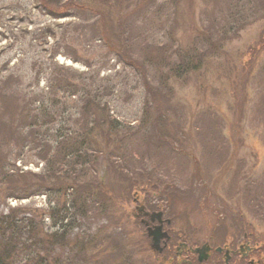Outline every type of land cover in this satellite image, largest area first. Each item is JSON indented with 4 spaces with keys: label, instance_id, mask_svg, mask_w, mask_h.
<instances>
[{
    "label": "rangeland",
    "instance_id": "obj_1",
    "mask_svg": "<svg viewBox=\"0 0 264 264\" xmlns=\"http://www.w3.org/2000/svg\"><path fill=\"white\" fill-rule=\"evenodd\" d=\"M208 1L0 0L2 248L19 242L30 260L28 250L48 247L44 236L58 238L68 224L70 251L55 248L45 264H161L140 224L161 209L175 241L250 233L262 249L251 256L262 259L264 2L259 16L218 36L209 26L216 18L217 29L228 28V9ZM216 37L199 70L177 69L180 54ZM58 76L97 92L115 118L89 126L77 164L58 163L53 136L82 131L85 120L72 113L83 92L57 93ZM44 108L55 121L33 126ZM8 219L14 230L5 233Z\"/></svg>",
    "mask_w": 264,
    "mask_h": 264
},
{
    "label": "trees",
    "instance_id": "obj_2",
    "mask_svg": "<svg viewBox=\"0 0 264 264\" xmlns=\"http://www.w3.org/2000/svg\"><path fill=\"white\" fill-rule=\"evenodd\" d=\"M259 1L260 0H209L207 6L212 4L215 9V7L218 8L221 5V3L224 2L228 9V13L226 14V16L223 19L221 18L222 23L223 21H226L228 28L224 25L222 28L217 29L215 27L217 20L216 18H213V22L209 26V29L211 28L210 31L212 32V29H213V34H217L218 36H221L224 33H226L228 29L232 30L233 27L237 25L238 23L244 24L250 21V19L252 20L253 16L256 18V15L259 16L258 6H262L260 5ZM261 2H264V0H262ZM202 35L203 34H201L200 36ZM219 38L220 37H216L215 39H211V40L210 38L204 39L200 42L199 46L194 47V45H191L189 47V51H190L189 54L187 55L180 54L181 56H178L179 63H178L177 69H181V72H194V71L199 70L200 66L203 63V57L205 56V53L208 50H211L210 53L215 50L214 45L216 43V40H218ZM109 49L113 52L112 55L116 57V54L118 53L114 52V49L112 47H109ZM58 53L61 56H63V54L60 53L59 50L57 54ZM126 64L131 65L132 68L136 72L141 70L140 67L136 66L135 63L131 60L126 62ZM56 70H62V69L56 68ZM173 70H174V67L170 68L171 72ZM60 76H65V75L61 73ZM60 76L55 78V80L59 81V89H57V93L61 92L63 95H65L68 98V97H75L78 92H83V95L81 96L82 97L81 100L85 102V104L83 103L82 107H80L77 111L72 113L79 117H82L85 120V122L82 124V127H81L82 131L80 133H76L74 131L73 136H67L65 132L63 133L65 129H60V130L58 129L55 131V135L53 136V139L57 140L56 144H57V148L59 149L58 150L57 148H55V151H57L56 156L58 157L57 158L58 163L63 164L66 160H68L71 157L72 158L71 162L74 161V163L77 164L76 158L79 157V152L82 149L81 142L79 140L86 142L88 136H89V139H90V136H92L91 133H92L93 128L89 126L90 125L98 126V121L101 119H104V121L106 120L110 122L111 124V121H109L108 119H115V118H110V116L107 114L108 107L105 102H102V100H97V99H95L94 101V95L97 92L92 91L90 90V88H87V87L84 89L83 87L74 86L68 79H64L63 77H60ZM68 86L69 87L72 86L73 90L68 89L67 88ZM35 101H37V99ZM53 102L55 104L59 103L58 100H53ZM67 110H68V107H67ZM68 112L70 111L68 110L66 113ZM63 113H64V110H63ZM72 114L69 113L66 116L68 118L66 117L64 118V116L62 115L63 118H61L60 121L63 123H66V122L69 123ZM37 120L39 121V123L43 122V123H46L47 125L55 121V119L53 120L47 114V112L45 111V108L42 110V114L33 115L31 119V124L33 126L36 125L39 128V123ZM112 124L116 126L117 128H120V131H122L123 128L121 127V124L118 121L113 120ZM46 133H48V131ZM110 139H113V138L110 137ZM101 160H105L107 162L108 157L105 156ZM50 163L51 161L48 164L51 167L49 173L50 175H53L54 178H56L57 175L55 173H58L56 171L57 168L54 170V165L56 164V162H53L52 164ZM48 165L46 166V168L48 167ZM66 165L70 167V164H66ZM64 173L66 177H70L71 170L68 169ZM106 181L107 179L102 181L101 185H103V183H106ZM47 214L48 216H51L50 213H47ZM48 218H51V217H48ZM13 221L14 219L13 220L8 219L6 222H1V224H4V226H6L5 233H8L9 231L14 230ZM26 221L27 222L25 223L26 224L25 226L29 228L34 227V225H36V223H34L31 220L26 219ZM57 228L59 230L62 229L58 233V236H59L58 238L56 237L57 232L52 233L50 235L46 234V236H44L47 239L49 238L51 239V241L48 243L49 244L48 247L41 249L40 245L36 244L33 247L34 250H28V253L35 251V254L30 260H29V257L25 254L26 251H22V249H19L17 247L19 242H15L13 244L11 242H7L6 244L7 248L5 247L2 248L0 246V249H1L0 250V264H25L23 263V258L25 257L28 260L27 263L30 262V264H45L46 261L53 262L54 257L50 258L51 251L54 250L55 248H59L60 251H70L68 249L69 247L66 246V243L68 244L72 243L68 240V231L70 229V226L68 224H64V225H58ZM23 255H25V257ZM57 257H62V261L64 260L62 255L60 256L57 254ZM54 263H58V261L55 260Z\"/></svg>",
    "mask_w": 264,
    "mask_h": 264
},
{
    "label": "flooded vegetation",
    "instance_id": "obj_3",
    "mask_svg": "<svg viewBox=\"0 0 264 264\" xmlns=\"http://www.w3.org/2000/svg\"><path fill=\"white\" fill-rule=\"evenodd\" d=\"M140 224L151 242V254L157 256L161 264H264V254L261 260L251 256L261 253L262 249L252 244L250 233L239 234L229 242L219 241L216 236L205 238L200 243H190L182 237L175 241L169 229L172 221L164 217L161 209L146 214L140 219ZM155 228H159L158 235L161 237L156 246L152 235H148V230L153 232Z\"/></svg>",
    "mask_w": 264,
    "mask_h": 264
},
{
    "label": "water",
    "instance_id": "obj_4",
    "mask_svg": "<svg viewBox=\"0 0 264 264\" xmlns=\"http://www.w3.org/2000/svg\"><path fill=\"white\" fill-rule=\"evenodd\" d=\"M158 230H159V228H155L153 232H149L150 230H148V235L149 236H150V234L152 235L153 243L155 246L157 243H159V240H161V237L158 235V232H159Z\"/></svg>",
    "mask_w": 264,
    "mask_h": 264
}]
</instances>
